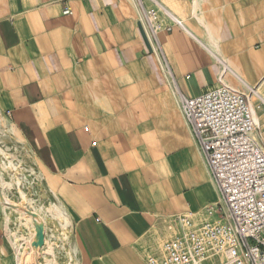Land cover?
Masks as SVG:
<instances>
[{"label":"crops","instance_id":"1","mask_svg":"<svg viewBox=\"0 0 264 264\" xmlns=\"http://www.w3.org/2000/svg\"><path fill=\"white\" fill-rule=\"evenodd\" d=\"M142 2L163 13L158 42L138 0H0V116L83 264H148L176 216L219 202L180 96L246 93L264 145V0ZM7 214L0 264H17Z\"/></svg>","mask_w":264,"mask_h":264},{"label":"built area","instance_id":"2","mask_svg":"<svg viewBox=\"0 0 264 264\" xmlns=\"http://www.w3.org/2000/svg\"><path fill=\"white\" fill-rule=\"evenodd\" d=\"M138 1L147 31L158 42L159 9L147 10ZM164 68L169 72L166 62ZM180 106L220 199L203 218L176 216L173 239L148 264H264V145L255 135L250 96L222 84L195 98L180 96Z\"/></svg>","mask_w":264,"mask_h":264},{"label":"rangeland","instance_id":"3","mask_svg":"<svg viewBox=\"0 0 264 264\" xmlns=\"http://www.w3.org/2000/svg\"><path fill=\"white\" fill-rule=\"evenodd\" d=\"M159 12L161 16L163 14L161 9ZM163 20L161 17L162 26ZM11 165L14 168L10 167ZM0 189L9 201L6 202L8 207L6 208L8 212L6 231L9 238L18 239V244L36 234V237H40L36 239H46L45 244L41 242L42 245L37 252L35 251L37 254L35 264H46L50 260H54L56 264H83L72 241L68 220L64 216H59L61 209L53 197L47 193L40 171L3 116H0ZM12 205L23 208L27 216L16 211ZM33 212L44 219L39 230L28 217ZM40 230L42 234L39 233ZM24 247L26 248L27 245ZM24 262L34 264L29 260Z\"/></svg>","mask_w":264,"mask_h":264},{"label":"bare ground","instance_id":"4","mask_svg":"<svg viewBox=\"0 0 264 264\" xmlns=\"http://www.w3.org/2000/svg\"><path fill=\"white\" fill-rule=\"evenodd\" d=\"M5 165V164H4ZM10 167H13V165H11ZM1 190V189H0ZM0 204H2V206H4L5 208H8L6 206V202L8 203V198L2 194L0 192ZM13 206V205H12ZM27 207V206H26ZM13 209V208H11ZM23 208H15L16 211H19L21 213H23L24 215L27 216V213H25L23 210ZM27 209V208H25ZM52 211V210H51ZM53 213V212H52ZM57 214V213H56ZM58 216V215H57ZM56 216V217H57ZM59 216L60 217H63V214L62 212L59 210ZM32 219L33 221V224L35 225V227H37V230H39V228L41 227L44 219L42 216H40L38 213L36 212H33V216H28ZM59 218V217H58ZM16 222V221H15ZM7 225H8V222H7ZM41 231V230H40ZM37 232V231H36ZM45 232V231H44ZM41 233V232H39ZM37 235V234H36ZM36 235L30 237V238H25L22 243H19L18 244V239H12V244H14V246L17 248V264H26V262H24V260L28 261L30 263H34L35 264V256H36V252H35V249H34V244L36 245V247H38V245L43 242L42 238L41 239H36V238H40V237H36ZM40 235V234H39ZM38 235V236H39ZM19 237V236H18ZM28 237V236H27ZM13 238V237H12ZM22 239V238H21ZM38 244V245H37ZM27 245V247L25 248L24 246ZM40 248V247H39ZM49 252V251H48ZM50 264V263H48Z\"/></svg>","mask_w":264,"mask_h":264},{"label":"water","instance_id":"5","mask_svg":"<svg viewBox=\"0 0 264 264\" xmlns=\"http://www.w3.org/2000/svg\"><path fill=\"white\" fill-rule=\"evenodd\" d=\"M13 208H17V207H14L13 206ZM29 215H31V216H33V213H30ZM43 230V229H42ZM42 230H41V234H42ZM38 245V244H37ZM42 244L40 243L39 245H38V247H36V245L34 244V249H35V251L37 252V250H38V248L41 246Z\"/></svg>","mask_w":264,"mask_h":264}]
</instances>
